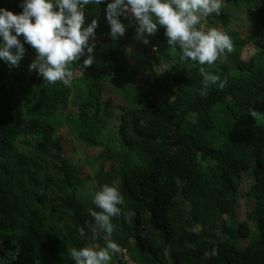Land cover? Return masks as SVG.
<instances>
[{
    "label": "trees",
    "instance_id": "1",
    "mask_svg": "<svg viewBox=\"0 0 264 264\" xmlns=\"http://www.w3.org/2000/svg\"><path fill=\"white\" fill-rule=\"evenodd\" d=\"M127 1L0 0V264H264V0Z\"/></svg>",
    "mask_w": 264,
    "mask_h": 264
},
{
    "label": "rangeland",
    "instance_id": "2",
    "mask_svg": "<svg viewBox=\"0 0 264 264\" xmlns=\"http://www.w3.org/2000/svg\"><path fill=\"white\" fill-rule=\"evenodd\" d=\"M216 2L222 3L224 5V2L220 0H216ZM119 4L121 9L126 10L129 12L131 15L136 16L138 14V11H136L134 8L130 6L127 0H119ZM238 22L237 24H239ZM236 24V25H237ZM69 28H72L74 25H68ZM241 27H244L240 29V32L242 34H246L249 29H251V25H243ZM232 29H235L234 27ZM217 31H221V29H218ZM211 32V35L216 34V32ZM4 30L1 28L0 25V45L3 43L5 39H9L11 35H8L7 38L4 36ZM131 47V46H130ZM139 50V47H131L128 51L129 56L133 57V55H137ZM255 50V47H253L252 44H249L246 50L244 51V57L248 58ZM45 58L44 57H36L33 56V60L35 64H40ZM166 68L164 66L159 67V70L164 71ZM144 81V77L142 76H137L135 79L136 85L142 84ZM122 83V82H121ZM126 83V82H124ZM119 84L118 83H107L104 85V100H107L108 98H113V103L116 106H121V104H126L124 100H122L117 94H116V88H118ZM172 97L174 95H171ZM128 104V103H127ZM78 113V107L75 103H71L70 108L66 111V114L72 117H76ZM122 113V108L121 107H116L114 113L112 114H106L104 113L103 116L100 119V124L101 127L105 130V132H108L111 135H116L117 128L119 125V116ZM58 135L62 137V143L64 144L65 147V154L70 157L77 165H80L82 167V173L83 175H91V171L95 168V166L92 163V159L96 158L100 152V148H87L84 145H82L74 135H72L69 130L67 129L66 126L60 127L58 130ZM109 166V165H108ZM109 167H114V165L110 164ZM90 190V189H89ZM101 195H102V200L105 199L107 196V191L105 189H101ZM85 194L83 193L82 198L84 199ZM179 197V201H180ZM246 197L244 192L240 193V202L239 205L237 206L235 216H237L240 220L244 219L245 214H246ZM202 225H199L196 230H199ZM248 243L247 238L241 239V244L246 245ZM120 251L122 250L121 248L119 249ZM122 256L130 262L129 258H126V254L122 251Z\"/></svg>",
    "mask_w": 264,
    "mask_h": 264
},
{
    "label": "built area",
    "instance_id": "3",
    "mask_svg": "<svg viewBox=\"0 0 264 264\" xmlns=\"http://www.w3.org/2000/svg\"><path fill=\"white\" fill-rule=\"evenodd\" d=\"M125 254H126V251L125 250H122ZM126 258H128V257H126Z\"/></svg>",
    "mask_w": 264,
    "mask_h": 264
},
{
    "label": "clouds",
    "instance_id": "4",
    "mask_svg": "<svg viewBox=\"0 0 264 264\" xmlns=\"http://www.w3.org/2000/svg\"><path fill=\"white\" fill-rule=\"evenodd\" d=\"M127 257V256H126Z\"/></svg>",
    "mask_w": 264,
    "mask_h": 264
},
{
    "label": "crops",
    "instance_id": "5",
    "mask_svg": "<svg viewBox=\"0 0 264 264\" xmlns=\"http://www.w3.org/2000/svg\"><path fill=\"white\" fill-rule=\"evenodd\" d=\"M129 258V257H128Z\"/></svg>",
    "mask_w": 264,
    "mask_h": 264
}]
</instances>
